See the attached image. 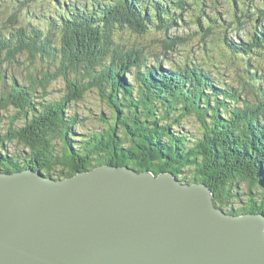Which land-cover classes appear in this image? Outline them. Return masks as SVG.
<instances>
[{
	"label": "trees",
	"instance_id": "obj_1",
	"mask_svg": "<svg viewBox=\"0 0 264 264\" xmlns=\"http://www.w3.org/2000/svg\"><path fill=\"white\" fill-rule=\"evenodd\" d=\"M43 1L57 7L51 11ZM226 1L231 24L243 27L253 17L261 24L239 43L215 28V19L200 16L197 28L201 18L211 24L177 36L185 26L183 11H176L183 0H1L0 171L33 169L57 180L101 164L171 172L183 183L207 185L227 214L264 215V63H250L254 54L264 57V0ZM152 33L159 35L158 52ZM193 41L209 65L169 58ZM22 55L39 64L23 82L6 75ZM221 56L229 66L241 59L237 81L216 64ZM56 80L64 93L47 101L45 90ZM93 91L117 122L101 132L74 133L70 126L79 115L65 116L67 105ZM11 106L14 113L4 116ZM118 128L125 137L116 136ZM12 141L21 150L10 149ZM241 185L247 203L234 206Z\"/></svg>",
	"mask_w": 264,
	"mask_h": 264
},
{
	"label": "water",
	"instance_id": "obj_2",
	"mask_svg": "<svg viewBox=\"0 0 264 264\" xmlns=\"http://www.w3.org/2000/svg\"><path fill=\"white\" fill-rule=\"evenodd\" d=\"M0 264H264V215L227 214L171 172L0 171Z\"/></svg>",
	"mask_w": 264,
	"mask_h": 264
},
{
	"label": "rangeland",
	"instance_id": "obj_3",
	"mask_svg": "<svg viewBox=\"0 0 264 264\" xmlns=\"http://www.w3.org/2000/svg\"><path fill=\"white\" fill-rule=\"evenodd\" d=\"M72 1H75V0H72ZM76 1H79V5H83L85 2L89 3V0L88 1L87 0H76ZM95 1L96 0H90L89 5H91V4L93 5V2H95ZM171 1H176V0H171ZM183 1H184V8L183 9L176 8V11H178V14H179V12L183 11L181 18L184 20L185 26L183 28L178 29V31H177V34H179L177 36H179L181 38L182 37H191V35L195 31L204 30V28H206L209 24H211L210 22L202 21V18H201V21H199L201 29L197 28L196 26H198V24H194V22L196 21V17H198V16L203 17V19L204 18L207 19L206 17L210 18L211 20L215 19L216 20V21H214V22H216L215 28L219 27L218 30H220V31L225 30L227 38L232 37V40H234L235 43H239L240 40H243L245 38V34L247 33L248 29L253 28V27H251L252 25L257 26V24H259L257 22V19L254 17L249 19V20H246V22L243 24L244 25L243 27H241V25H238L235 23L231 24L230 19H229L230 16L228 15V13H229L228 9H229L230 5H229L228 1H226V0H183ZM197 1H200L201 3L197 2ZM43 3L45 4V7L49 8L51 11L53 8L57 7L56 6L57 4L55 3V1H53L54 4L52 3V1H49L48 4L46 3V1H43L42 4ZM34 9H35V11L38 10V8H34ZM6 11L9 13L8 9H6ZM191 20L193 21L192 24H190ZM260 25L261 24H259V26ZM263 27H264V24H263ZM221 28H222V30H221ZM201 32H203V31H200V33ZM222 35H223V33H222ZM148 36L150 37L151 43H153V45L156 47V49H157L156 52H158L160 50V44L156 40H157L159 35L152 33L151 35H148ZM137 39H139V38H137ZM217 45H218V43H216V46ZM199 48H201V47H197L196 41H193V43H189L188 45L180 47V49H182V51L180 52L179 56H176V55L172 56L171 55L169 58H171L172 60H176V61H178V59H179V61H186V62H190L191 64L194 63L197 65H199V64L200 65L201 64L209 65L210 64V58L205 54V52L203 53L201 51V49H199ZM216 51H217V53H215V55L219 56L221 54L220 51L219 50H216ZM254 56H255V59H252L254 57L250 58V63L252 65H257V64L263 65V63H264L263 55L254 54ZM224 59L225 58L222 57L223 62L221 63L218 61V62H216V64H220V66H223L225 71H226L225 74H229L233 78L232 80L237 81L238 80L237 76H241V73L239 74V72H241V68L239 66V64H241V62H242L241 59L237 58L235 60L236 64H233L230 66L228 64L226 65V63H225L226 61ZM162 63L164 64L163 68L167 69L168 65H167V63H165V59L162 61ZM35 67H39L38 61L33 62L26 55H22L21 58L17 60V63L8 66L6 75L7 76L12 75L15 79L23 82L24 79L28 78L29 73L34 72L33 70ZM220 69L222 70L223 68L220 67ZM233 75H235V76H233ZM7 80H9V77ZM11 84H12V82L10 80L9 81L4 80V88L8 87V89H6V90L10 89ZM0 87H2V86L0 85ZM63 89H64L63 81L62 80H56V81L52 82L46 88L43 98L47 101H50L49 99L56 100L58 98H61V96L64 93ZM40 91L41 90L37 89V91H36L37 96L36 97L41 96ZM67 107H68V110H66L67 113L65 114V116L68 117L69 115H71V114L73 115L74 113H78V115H79V118L74 123V125L70 126V127H72V131H74V133H77V131L80 129L81 130L82 129L87 130L90 133L91 132H95V133L101 132V131H103V128L106 129L111 125H115V123L117 122V120L115 118V113H113L112 109H110L106 103L99 101V97L95 91L90 92V94H85L83 96V98L81 100H79L78 102L69 103L67 105ZM9 108H10L8 110L9 112L4 113V116L10 117V114L14 113L13 111H15V110L13 109V107L11 106ZM101 114L103 115L104 118L100 117ZM86 116L89 117L90 119H86ZM97 119H99V120L104 119V120L102 123L101 122L99 123V120H97ZM4 121L8 122V119L4 118ZM17 124L21 125V123H17ZM187 125L188 126L192 125L193 130L196 129V125L192 124V120H189V123H187ZM117 126L119 127L118 124H117ZM111 130L112 129H110V131ZM116 136L125 137L123 131H121L119 128L116 131ZM56 142L58 143V145L56 146V152L58 153L61 150V143H59V141H56ZM9 143L14 144L12 146H9V148L14 149V151H19L22 148L21 146L16 147L17 143L15 141L14 142L12 141ZM127 143L128 142H126V144ZM239 188H240L239 193L242 195V198H241V200L235 201L234 206H240V205H243L244 203H247V197L244 194V193H246L247 187L245 185H241Z\"/></svg>",
	"mask_w": 264,
	"mask_h": 264
},
{
	"label": "bare ground",
	"instance_id": "obj_4",
	"mask_svg": "<svg viewBox=\"0 0 264 264\" xmlns=\"http://www.w3.org/2000/svg\"><path fill=\"white\" fill-rule=\"evenodd\" d=\"M118 1V0H117ZM146 2V1H145ZM147 2H148V0H147ZM114 3H115V1H114ZM36 172H38V173H41L43 176H45L42 172H39V171H36ZM45 177H47V176H45ZM58 180H61V179H58ZM241 214V213H240ZM243 214V213H242Z\"/></svg>",
	"mask_w": 264,
	"mask_h": 264
}]
</instances>
